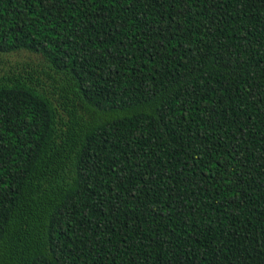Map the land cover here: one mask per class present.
I'll use <instances>...</instances> for the list:
<instances>
[{
    "label": "trees",
    "instance_id": "trees-1",
    "mask_svg": "<svg viewBox=\"0 0 264 264\" xmlns=\"http://www.w3.org/2000/svg\"><path fill=\"white\" fill-rule=\"evenodd\" d=\"M0 264H264V0H0Z\"/></svg>",
    "mask_w": 264,
    "mask_h": 264
}]
</instances>
